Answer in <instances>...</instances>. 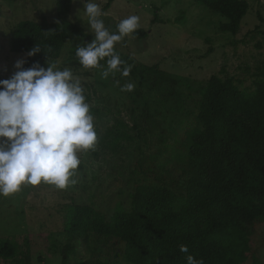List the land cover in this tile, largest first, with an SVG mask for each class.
<instances>
[{
	"label": "rangeland",
	"instance_id": "374dc122",
	"mask_svg": "<svg viewBox=\"0 0 264 264\" xmlns=\"http://www.w3.org/2000/svg\"><path fill=\"white\" fill-rule=\"evenodd\" d=\"M56 1L0 0V79L9 78L16 71L14 63L27 58V53L11 50L16 25L22 20H60ZM108 1L96 0L110 32L128 16L139 17L137 30L115 45L122 67L131 66L130 74L103 78L107 58L100 61L102 68L80 64L76 49L94 39V33L82 0H71L66 17L81 33L48 63L71 69L81 81L97 142L78 153L75 183L63 189L43 182L24 184L14 194L0 195V239L19 247V260L0 257V264H62L66 208L71 205H89L109 218L118 209L130 208L137 185H164L184 193L185 132L195 123L206 81L218 74L250 88L256 68L264 62V0H247L236 34L218 30L221 19L192 0H111L106 6ZM137 31L146 34L138 36ZM154 65L155 70L139 76L144 66ZM129 82L134 89L122 91ZM92 247L97 250L91 252ZM77 252L78 261L73 256L68 264H93L96 258L123 263V244L113 238L92 236L89 246ZM254 257L264 264V221L252 227L244 264H253Z\"/></svg>",
	"mask_w": 264,
	"mask_h": 264
},
{
	"label": "trees",
	"instance_id": "16d2710c",
	"mask_svg": "<svg viewBox=\"0 0 264 264\" xmlns=\"http://www.w3.org/2000/svg\"><path fill=\"white\" fill-rule=\"evenodd\" d=\"M70 1H56L58 21L43 18L16 25L10 40L13 52L41 47L27 56L24 68L57 58L65 43L79 36L78 26L66 17ZM192 2L221 19L218 30L232 34L238 32L248 10L247 0ZM155 68L144 66L139 76ZM185 144L184 193L140 184L131 194L130 208L118 209L109 218L86 204L66 208L62 264L73 256L78 261L77 251L87 248L92 236L121 242L122 264H187L189 254L204 264H244L250 255L252 227L264 221V62L256 68L250 88L239 87L232 77H209L195 123L185 132ZM181 245L188 253L180 251ZM18 254L17 244L0 239V257L19 260ZM252 261L260 264L256 257ZM93 264L115 263L96 258Z\"/></svg>",
	"mask_w": 264,
	"mask_h": 264
},
{
	"label": "clouds",
	"instance_id": "9594fccd",
	"mask_svg": "<svg viewBox=\"0 0 264 264\" xmlns=\"http://www.w3.org/2000/svg\"><path fill=\"white\" fill-rule=\"evenodd\" d=\"M94 39L76 49L84 68H102L107 58L103 78L120 72L128 76L131 66L124 61L115 45L139 27V17L128 16L117 24V31L105 26L103 12L96 0H82ZM41 51L34 45L27 56ZM25 61L14 63L9 78L0 79V195L18 192L24 184L43 183L65 188L80 164L79 152L93 149L97 142L94 119L86 102L81 81L71 69L60 70L48 63L45 68L33 62L24 68ZM118 83V82H117ZM127 83L122 91H132ZM180 251L188 253L186 245ZM187 264H204L202 259L186 256Z\"/></svg>",
	"mask_w": 264,
	"mask_h": 264
}]
</instances>
